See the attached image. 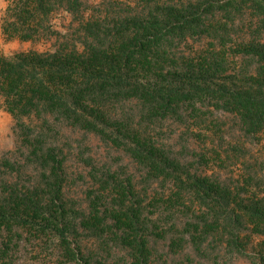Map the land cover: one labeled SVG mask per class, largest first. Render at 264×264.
I'll list each match as a JSON object with an SVG mask.
<instances>
[{"label": "trees", "instance_id": "16d2710c", "mask_svg": "<svg viewBox=\"0 0 264 264\" xmlns=\"http://www.w3.org/2000/svg\"><path fill=\"white\" fill-rule=\"evenodd\" d=\"M144 1L92 14L71 42L39 21L50 0L8 9L7 38L55 42L0 54L18 139V153L0 157V264H28L37 249L55 264H102L112 246L125 252L112 264H156L160 244L198 255L259 248L264 261V0ZM244 8L259 24L224 21ZM62 124L128 165L78 153L68 167Z\"/></svg>", "mask_w": 264, "mask_h": 264}, {"label": "rangeland", "instance_id": "374dc122", "mask_svg": "<svg viewBox=\"0 0 264 264\" xmlns=\"http://www.w3.org/2000/svg\"><path fill=\"white\" fill-rule=\"evenodd\" d=\"M17 0H7L8 8L3 16H0V54L5 55V50L8 51L7 56H11L18 52H26L29 50H35L38 52H44L51 49L52 43L55 42V37H52L51 41H21L16 38H7L3 34L2 25L7 16V11L10 6ZM57 0H50L47 4L51 9V13L47 17L39 19L43 24H49L52 29L58 32L61 40L69 39V42L76 41L78 36L75 33L76 28L82 20H85L92 14L97 16L102 13V16L106 11L115 10L116 13L123 12L122 10H128V6L132 8L140 9L146 6L144 0H78L77 5L81 11L77 14H70L66 11L64 4H59ZM228 24H233L235 27L247 26L259 24L260 18L253 12L244 8L241 13L232 17L226 18ZM234 27V28H235ZM244 28V27H243ZM192 48H198L204 44L203 40L189 41ZM14 45V47L5 46ZM128 107H131L128 105ZM26 120V119H25ZM53 123V122H52ZM0 125H3L0 130V157L6 154L8 151H17L18 139L16 131L14 130V120L11 115L4 110L2 99L0 97ZM56 128L59 131V139L61 142L69 143L74 149H69L74 155H72L70 161H67V166H76L79 157L78 153H84V156L90 155L93 157L94 162L101 166L103 164L113 165H128V158L120 153V151L106 146L99 141L97 137L92 134L86 133L82 130L72 129L64 124L57 125ZM79 167V166H78ZM80 168V167H79ZM78 188L76 189V191ZM37 247H39L37 245ZM159 254L162 255V259L158 260L156 264H264V261H259L257 255L260 252L259 248L251 250L246 248L240 254H231L221 249H210L204 251L203 255H198L195 250L186 248L185 250L177 253L168 252L161 244L158 246ZM38 253H33V256L28 259V264H55V261L50 258L49 250L37 249ZM108 253V250H106ZM167 252V254H165ZM125 252L115 246L110 247V254L105 255L106 261L102 264H112V261L120 262L121 256ZM26 264V263H25Z\"/></svg>", "mask_w": 264, "mask_h": 264}, {"label": "clouds", "instance_id": "9594fccd", "mask_svg": "<svg viewBox=\"0 0 264 264\" xmlns=\"http://www.w3.org/2000/svg\"><path fill=\"white\" fill-rule=\"evenodd\" d=\"M7 8H8L7 0H0V16H3L5 14ZM5 47L7 49L8 47H14V45H8V46H5ZM5 55L6 56L8 55V51L7 50H5ZM2 128H3V125H0V130H2Z\"/></svg>", "mask_w": 264, "mask_h": 264}]
</instances>
